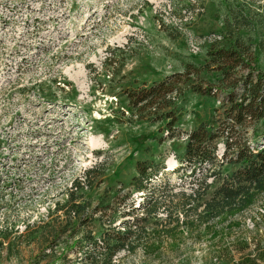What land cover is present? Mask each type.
<instances>
[{
	"label": "rangeland",
	"instance_id": "374dc122",
	"mask_svg": "<svg viewBox=\"0 0 264 264\" xmlns=\"http://www.w3.org/2000/svg\"><path fill=\"white\" fill-rule=\"evenodd\" d=\"M216 34L223 39L214 47L235 38L251 46L264 71V0H0V264H79L93 246L74 240L112 229L100 224L98 211L65 243L57 205L70 207L71 193L89 211L107 207L120 231L128 219L133 233L126 238L139 237L135 250L118 251L113 264H264V193L232 224L216 218L212 228L172 237L160 234L156 217L135 224L122 216L130 203H145L131 184L137 161L165 166L153 181L173 186L165 194L198 183L204 168L191 173L182 162L185 132L200 122L215 129L229 107L225 92L184 90L174 103L171 137L164 119L131 118L123 91L183 72L186 64L201 69L193 83H216L219 72L207 64V39ZM242 133L260 148L264 119ZM223 153L218 141L221 176L203 200L236 168ZM92 168L91 175H102L74 188ZM97 250L105 251L100 241Z\"/></svg>",
	"mask_w": 264,
	"mask_h": 264
},
{
	"label": "trees",
	"instance_id": "16d2710c",
	"mask_svg": "<svg viewBox=\"0 0 264 264\" xmlns=\"http://www.w3.org/2000/svg\"><path fill=\"white\" fill-rule=\"evenodd\" d=\"M222 39L221 36L219 40L208 43L212 46L207 52V64L220 75L216 83L201 82V80L193 83L191 76L198 75L201 69L186 64L183 72L172 73L158 82L126 89L122 93L127 106L131 111L133 110L131 118L164 119L167 121V129L171 137L175 136L172 127L177 120L174 103L183 96L184 90L190 88L203 96L222 91L228 96L229 107L224 116L214 121L215 129H211L208 123L200 122L185 132L186 144L182 162L191 167V173L195 172L197 166L204 168L198 183L188 186L189 191L174 190L165 194L173 186L169 188L166 184H153L165 166L151 161L136 162L137 174L132 177L131 184L133 191L144 193L145 203L135 207L130 203L131 209L124 210L122 216H133L132 220L135 224L156 217L158 218L156 224L163 227L161 235L172 237L178 235L179 231H190L201 225H204V228H212L211 222L216 218L227 221V225L232 224L233 221L229 220L231 217L248 209L257 197L264 193V144L260 148L251 147L247 137L242 133V128L248 124L264 119V71L256 68L257 58L251 51V46H247L240 38H235L228 47L213 46ZM260 44L259 42V48ZM239 85L242 90L240 95L235 93V88ZM121 114L124 115V112ZM218 141L224 145L223 156L226 158L230 155L228 162L233 163L236 168L222 177L210 199L203 200L212 181L219 180L221 176L220 167L223 161L219 162L216 156ZM95 168L88 169L81 180L74 181V188H81L82 184L90 185V179L94 180L101 176L102 171L95 173L94 176L91 175ZM128 194L129 191L125 193L127 197ZM74 200L75 195L71 193L70 207L57 205L59 209H64L61 226L62 235H66L63 238L65 243L73 239L87 221L93 220L92 213L98 211L100 213L97 220L100 224H108L112 229L103 230L99 239L94 237L92 231H84L81 239L74 240L73 244L85 242L93 246L91 252H84V258L78 260L79 264H87V262L113 264V257L118 251L125 248L130 252L135 250L139 237H134L136 242L126 238L133 233L128 227L130 224L128 219L120 222L123 224V231H120L115 225V217L106 213L107 207H98L89 211V205L74 203ZM160 213H164L165 217L161 218ZM180 216L183 218L181 219ZM68 226H71L69 232H67ZM57 238L59 236L56 233L54 240ZM98 241L103 244L104 252L97 250ZM245 260L232 264H246Z\"/></svg>",
	"mask_w": 264,
	"mask_h": 264
},
{
	"label": "built area",
	"instance_id": "2783aa9c",
	"mask_svg": "<svg viewBox=\"0 0 264 264\" xmlns=\"http://www.w3.org/2000/svg\"><path fill=\"white\" fill-rule=\"evenodd\" d=\"M213 36H214L213 38L209 37V39H207L209 43L213 42L215 40H219L221 38V36L219 34H216V35H213Z\"/></svg>",
	"mask_w": 264,
	"mask_h": 264
}]
</instances>
